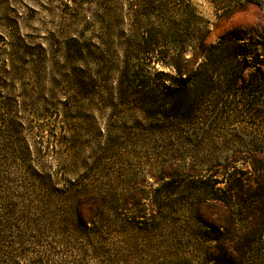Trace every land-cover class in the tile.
<instances>
[{
  "label": "trees",
  "instance_id": "obj_1",
  "mask_svg": "<svg viewBox=\"0 0 264 264\" xmlns=\"http://www.w3.org/2000/svg\"><path fill=\"white\" fill-rule=\"evenodd\" d=\"M115 2L96 0L95 40L69 42L61 110L39 97L38 72L34 89L22 86L28 129L49 118L59 124L50 135L59 148L53 167L43 166L41 148L29 158L14 98L0 101V264H39L29 245L37 249L47 234L107 258L125 245L112 237L146 243L173 209L198 223L218 212L206 222L230 239L212 241L214 257L190 235L192 249L210 262L246 264L249 236L264 233V16L211 41V23L192 0H129L124 22ZM16 47L3 71L13 83L23 63ZM92 107L105 116L104 130L85 160L68 124ZM140 167L159 182L149 203L127 190ZM180 179H188L183 191Z\"/></svg>",
  "mask_w": 264,
  "mask_h": 264
},
{
  "label": "rangeland",
  "instance_id": "obj_2",
  "mask_svg": "<svg viewBox=\"0 0 264 264\" xmlns=\"http://www.w3.org/2000/svg\"><path fill=\"white\" fill-rule=\"evenodd\" d=\"M127 1L129 0L115 2L117 15L122 19L127 12ZM192 1L211 23V41H217L220 35L228 30L252 26L264 16V0ZM95 2L96 0H0V83L5 81L11 85L10 89L0 88V101H3V97L14 98L15 120L23 125L21 139L24 150L30 154V159H34V149L41 148L43 151L41 160L47 169L53 167L56 153L59 152V148L50 137L59 132V124L49 118L42 127H36L37 124H34L33 129H28L24 121V118H27L26 114L19 112L21 89L24 85L34 89V75L38 72L36 74L39 78V97L45 102L53 103L57 110L62 109L68 95L64 89L70 90V85L62 82L68 72V68L65 67L66 48L72 39L78 37L84 36L85 40H95L92 34ZM10 45L17 46L15 48L18 52L17 57L23 61L19 65L22 69L20 80L16 83L7 79V75L3 73L11 71L8 66V54L11 53L7 52ZM23 52L29 54L24 55ZM34 66L38 67V71H35ZM113 82L114 79L111 84ZM90 102L84 103L89 105ZM44 106V103L40 102L38 109ZM80 117L82 120H75L68 125L70 129L79 131L80 158L87 160L95 149L94 143L102 145L99 132L104 130L105 116H101L92 107ZM136 171L137 182L128 186L127 190L132 191L136 188L143 195V201L149 203L148 197L153 189L158 187L159 182L148 175L146 167L137 168ZM180 180L182 181L180 191H183L188 179ZM180 191L174 194L173 199L179 198ZM216 215L218 212L206 211L203 213L202 222L198 223L189 220V215L185 211L173 209L167 214L172 222L163 226L146 243L138 237H132L130 240L112 237L116 247L123 241L125 245L113 250L111 256L107 258L98 257L87 251L88 245L80 240L54 243L58 239L51 234L44 237L43 245L37 249L34 250L33 245L29 246L33 251L39 252L38 260H41L39 264H226L227 261L223 259H220L219 263L207 261L192 249L193 242L191 243L188 238L193 235L195 241L202 244L201 247L210 248L216 257L219 251L215 249L217 246H214L212 241H228L231 237L221 227H218L220 234L215 232L214 223L206 222ZM249 240L252 245L248 246L246 264H264V233L250 235ZM50 250L52 254L49 256ZM28 257L32 259L35 255L31 253L26 258ZM27 262L28 259L21 261L22 264Z\"/></svg>",
  "mask_w": 264,
  "mask_h": 264
}]
</instances>
